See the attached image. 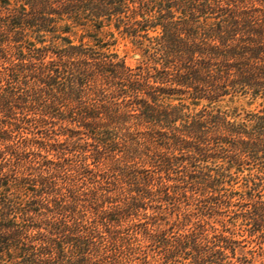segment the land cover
Instances as JSON below:
<instances>
[{"label":"trees","instance_id":"trees-1","mask_svg":"<svg viewBox=\"0 0 264 264\" xmlns=\"http://www.w3.org/2000/svg\"><path fill=\"white\" fill-rule=\"evenodd\" d=\"M0 264H264V0H0Z\"/></svg>","mask_w":264,"mask_h":264},{"label":"rangeland","instance_id":"rangeland-1","mask_svg":"<svg viewBox=\"0 0 264 264\" xmlns=\"http://www.w3.org/2000/svg\"><path fill=\"white\" fill-rule=\"evenodd\" d=\"M120 48V51L122 53V51H124L125 49L127 50V47L124 46V44L121 45ZM129 49V48H128ZM132 62H134V60H131ZM250 103H252V101H249V100H245L243 102H241L240 104H237L235 106H231V107H240V109H245V110H254V109H259L261 108V103H262V100H258L256 102H254L253 104L250 105Z\"/></svg>","mask_w":264,"mask_h":264}]
</instances>
